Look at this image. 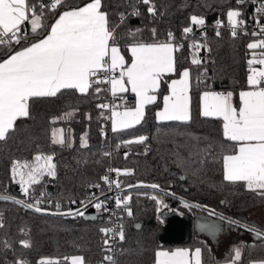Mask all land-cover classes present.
<instances>
[{
	"label": "snow or ice",
	"instance_id": "snow-or-ice-1",
	"mask_svg": "<svg viewBox=\"0 0 264 264\" xmlns=\"http://www.w3.org/2000/svg\"><path fill=\"white\" fill-rule=\"evenodd\" d=\"M137 3L147 6L149 17L155 19L157 8L154 0H136ZM246 2L253 4L257 0H236L237 5ZM51 14V16L49 15ZM120 23L113 26L110 22V14L104 10L103 0H87L81 6L71 7L66 0H0V143H6L10 134L17 130L18 122L31 118V102L43 98H55L64 91L87 96L94 93L99 97L101 92L111 96V102L97 103L100 109V118L110 121L111 131L120 133L141 125L145 120L147 109L150 105L160 103L159 93L163 83H167V94L162 97V106L155 112L157 123L162 122H190L191 120V69L184 68L177 72L176 53L183 48L176 43L175 34L167 33L164 41L156 39V28L150 29L152 42H144L138 39L142 29L129 28L126 35L131 42L126 45L128 57L122 52L117 38V28L124 24L126 19L139 17V8L133 6L129 13H117ZM164 15V13H160ZM243 13L239 8H229L226 12L227 26L230 35L236 38L244 31L246 24L241 19ZM264 16V2L255 8V23L259 31H253L252 37H260L247 44L250 57L247 60L248 90L239 92V107L233 103L232 91L217 92L206 85V89L200 93L199 115L201 118H212L222 121L223 141L218 149L209 145L193 153L188 151L187 157L182 155L181 149L186 145L174 144L172 155L177 166L188 164L203 165L207 157L212 156L213 162L222 165L223 181L227 184H242L247 191L256 193L264 198V24L259 17ZM52 22L49 23V20ZM188 26L182 29V36L188 38L195 28H202L206 20L203 16L191 15ZM222 21L217 19L215 35L219 37ZM27 26V27H25ZM244 34L248 33L244 31ZM206 32H201V39H193L188 44L191 52V64L198 68L206 63L199 57V52L204 49L211 52L206 40ZM169 75H178L177 79L165 81ZM207 69L205 68L197 78L198 83H205ZM106 86V87H101ZM131 92L135 97L134 106L128 105L127 93ZM119 101V103H117ZM78 109H70L60 116L51 118L50 124L58 121L70 120ZM85 118L91 120L90 114ZM101 135H105L101 126ZM199 139L198 137H191ZM148 140L145 135L122 140L116 145L117 149L129 147L133 144L142 145ZM50 143L61 147H73L70 132L63 128L51 129ZM80 147H88V134L80 136ZM147 155V149L145 150ZM104 157H110L111 152H103ZM129 153L124 152L127 159ZM57 163L55 152L45 153L37 150L31 159L20 160L13 158L8 168V178L24 197H29L34 186L40 185L45 178H57ZM110 173L116 177L133 174L131 169L109 168ZM198 171L193 169V174ZM109 185V190L114 185L115 189L124 191L119 179H110L109 175L100 178ZM183 179V177H181ZM89 187L100 188L99 184ZM151 188L161 190L156 183L136 185L128 184L127 189ZM167 196L175 198V193L165 192ZM45 192H40V197H45ZM138 195H147L138 193ZM147 198L157 205V219L163 223L161 209H169V206L158 195H147ZM107 199H99L92 196L85 200H71V204L81 207L60 211L61 205H55L56 212H48L41 207L43 199L34 202H26L12 195L0 194V201L12 202L21 205L25 209L34 210L36 213L68 216L75 219L84 217L85 210L93 207L99 213H110L109 222L113 227H100L99 232L104 237L103 251L112 252L111 241L118 238L120 242L125 240L122 223L111 221L112 210L107 207ZM132 195H119L114 198L115 208L122 210L127 217L133 216L130 207ZM51 203V201H49ZM180 203L184 207H200L189 205L183 199ZM223 203V201H222ZM171 211V209H169ZM210 214H214L210 212ZM94 219V217H93ZM117 219H120L117 217ZM220 219L224 220L223 216ZM228 224H239L246 232L251 233L258 241H264V230L254 224L240 223L237 220L228 219ZM6 227L3 213H0V229ZM137 229L141 228L138 223ZM20 232L25 236L23 228ZM22 249H29V239L18 241ZM2 249L12 248L10 240L0 241ZM243 244L235 246L230 258H226L225 264H239L242 258ZM116 264L113 255L105 254L101 264ZM7 264V262H6ZM11 264H29L24 258H17ZM36 264H86L84 257L80 255L65 256L63 260L50 257H41ZM153 264H202L201 249L194 250L177 248L172 251L158 249L154 252ZM249 264H264V260L250 261Z\"/></svg>",
	"mask_w": 264,
	"mask_h": 264
},
{
	"label": "trees",
	"instance_id": "trees-1",
	"mask_svg": "<svg viewBox=\"0 0 264 264\" xmlns=\"http://www.w3.org/2000/svg\"><path fill=\"white\" fill-rule=\"evenodd\" d=\"M35 3L36 0H30ZM87 0H66L71 7L81 6ZM264 0H257L256 4L246 2L237 5L236 0H154L157 8L155 19L149 17L147 6L139 4L136 0H103L104 10L108 11L110 22L113 26L120 23L117 13L132 11L133 6L139 8V17L129 16L124 24L117 28V38L122 51L127 54L126 45L131 42L126 35L129 28L142 29L138 39L144 42H152L150 29L156 28V39L164 41L167 33L172 31L176 37V43L183 48L176 53L177 72L184 68L191 69V120L190 122H162L157 123L155 112L161 106V97L167 90V83H163L159 93L160 103L150 105L147 109L145 120L141 125L120 133H113L109 128V121L100 118V109L97 103L107 99L108 94L101 92L99 97L91 90L92 94L82 96L72 91H64L55 98H43L31 102V118L18 122L17 130L10 134L6 143H0V193L5 192L9 184L8 168L11 159H27L39 149L45 153L55 152L57 162V178L54 183L55 192L63 197L81 199L99 184L103 189L104 182L100 179L106 174L109 166L119 169H131L133 174L121 176L119 180L122 187L128 184L156 183L162 189L189 200L201 199L202 203L214 210L229 216L248 212L258 206H264V198L256 193L247 191L242 184L231 185L223 181L222 165L213 162L212 156L207 157L203 165L188 164L177 166L172 151L175 143L186 145L181 149L182 155L187 157L188 151L193 153L205 149L209 145L218 149L224 142L222 136V121L212 118H201L199 115L200 93L210 85L212 91H232L237 94L245 88L247 83L250 51L247 44L260 37H252L251 26L255 23V8ZM239 8L246 24L244 31L233 38L230 29L221 25V35H215L217 28L215 22L226 20V12L229 8ZM164 13V15H160ZM51 16V14H49ZM191 15L203 16L206 20V40L211 52L202 49L199 57L205 60L199 68L191 64V52L188 44L193 39L200 40V35L188 38L182 36V29L189 24ZM260 23L264 16L259 17ZM52 20H49V23ZM27 27V26H25ZM2 55V53H0ZM207 69L205 83H198L200 73ZM178 75H169L164 79L168 81ZM106 87V86H101ZM128 105L134 103V96L128 95ZM119 103V101H117ZM70 109H78L70 120L58 121L55 125L49 123L51 118L60 116ZM85 114L91 115V120L85 118ZM101 126L105 135H101ZM63 128L70 132L73 147H61L50 143L51 129ZM87 132L88 147H80V136ZM139 135H145L148 140L145 144H133L129 147L116 148L122 140L131 139ZM198 137L199 139H192ZM227 143V142H224ZM144 148V149H142ZM147 149V155L145 150ZM111 152L110 157H104L103 152ZM128 152L127 159L124 152ZM197 168L195 174L193 169ZM183 177V179H181ZM158 195L169 206L171 211L181 215H192L194 207H184L167 195L147 191L135 190L122 195H132L130 207L133 211L131 218L124 214L120 223L123 224L125 240L119 242L116 264H153L154 252L161 248L173 246L199 247L202 251L205 264L211 259V250L206 238L196 236L192 230L190 238L185 243L162 244L158 242L165 221L159 222L156 211L157 205L147 198V195ZM223 201V203H222ZM70 205L64 203L60 210H66ZM47 209L56 210L55 206L48 205ZM163 209V208H162ZM161 209V210H162ZM168 209V210H169ZM0 213L6 225L0 229V241L10 240L12 248L4 250L0 245V264H11L17 258H24L29 264H36L41 257L61 259L65 256L80 255L84 257L86 264H95L103 260L104 237L99 232L100 227H107L108 221L85 220L82 217H54L32 213L12 202L0 201ZM140 222L141 228L136 229L135 223ZM23 228L27 235L20 232ZM238 239L240 236L232 234ZM20 239H29L31 247L22 249L18 243ZM230 240V239H229ZM251 240V244L243 243L242 258L239 264H249L252 259H264V241ZM232 240H230L231 242ZM253 241V242H252ZM232 243V242H231ZM229 249L226 248L225 250ZM224 250V251H225ZM223 251V252H224ZM221 252V254L223 253ZM231 249L228 253L230 255ZM219 253V255H221Z\"/></svg>",
	"mask_w": 264,
	"mask_h": 264
},
{
	"label": "water",
	"instance_id": "water-1",
	"mask_svg": "<svg viewBox=\"0 0 264 264\" xmlns=\"http://www.w3.org/2000/svg\"><path fill=\"white\" fill-rule=\"evenodd\" d=\"M133 185H136V184H133ZM122 188H124L125 190L120 191L119 193H129L135 190H147V191H152V192H156L160 194H164L165 192H170L162 188L161 190H152L151 188H144V187L132 188V189H127L126 187H122ZM12 191L15 194H18L16 185L12 186ZM47 192L48 194H52V188L50 186L47 187ZM169 197L173 198L172 196H169ZM101 198H103V196L99 197V199ZM173 199L177 201H180L181 199H183L189 205H200V207H194L196 211L192 215H187V214L181 215L176 211L162 209L161 210L162 218L164 219L165 224L163 226V230L161 234L158 235L157 237L159 243H162V244L185 243L189 240L192 230L195 233L199 232L202 235L207 236L210 241L215 240L216 238H219L221 235L229 234L232 231L239 233V234L247 235L252 240H256L252 236L251 233L246 232L243 228L239 226V224H228L227 223L228 219L237 220L240 223L254 224L258 226L261 230H264L263 224H261L260 222L256 221L253 218H248L247 215L243 213H237L234 216H229V215H226L224 213H221L217 210H214V209H211L205 206L202 203L201 199L189 200V199H186L176 194H175V198ZM41 207L45 209L44 206H41ZM23 210L36 213L34 210H31V209L23 208ZM213 210H214V214H210V212H213ZM48 212H56V211L48 210ZM36 214H42V215H48V216H54V217H68V216L51 215V214H45V213H36ZM221 216H223L225 219L224 220L220 219ZM82 218L85 220H102L103 219L101 216H98L93 212L92 207H88L85 210V216ZM138 223L141 225L140 222H136L135 225Z\"/></svg>",
	"mask_w": 264,
	"mask_h": 264
},
{
	"label": "built area",
	"instance_id": "built-area-1",
	"mask_svg": "<svg viewBox=\"0 0 264 264\" xmlns=\"http://www.w3.org/2000/svg\"><path fill=\"white\" fill-rule=\"evenodd\" d=\"M261 24H264V21L261 22ZM222 25L228 27L227 26V19L224 21V23H222ZM205 30H206V28L204 26L202 28H195L194 27V31H193L192 35L193 36L200 35L201 32H205ZM251 31L252 32L253 31H259V29L256 26V24H254V25L251 26ZM111 101H112V98H111L110 95H108L107 99L103 100L102 102H111ZM142 149H144V148H142ZM27 159L30 160L31 158H27ZM20 160H25V159H20ZM55 162H56V160H55ZM109 168H114V167L111 165V166L108 167V169ZM108 169H107L105 175H109L110 179H119V177H116L115 176V173H110L108 171ZM57 173H58V170H57ZM55 180L56 179L45 178V180L40 185L34 186V189L31 191L29 197H24L22 195V193L19 190V186L18 185H16L18 194H15L12 191V186L14 184H12L9 181V184L6 187L5 192H3L2 194L12 195V196H15L17 199L25 200L26 202H34L36 199H43L44 202L41 204V206H44L45 209H47V206L48 205L55 206L57 203H59L61 206L64 205V203H67L69 205H72V206H69L66 210H60V211H67L70 208L75 209L77 207H81L79 205V203H77V204H71L70 203L71 200H76L77 202H79L80 200L87 201V199L90 198V197H92L93 195L96 196V197H102L103 196V198H101V200H104L105 197H108L109 199H107V201H106L107 207L112 210V213H114V214H111V221L112 222H115V223H120L121 218H122V216L125 213L122 210H119V209H116L115 208L114 198H115V196L117 194H119L121 196H123V195H122V193H118V190L115 189L114 185L111 187V190H109V185H107V184L104 183L103 189L93 188V189L90 190V192H88L87 194H85L84 196H82L81 199L78 200L76 198H68V197H63V196L58 195L55 192V188H54ZM48 186H50L52 188V194H48V192H47V187ZM42 191L46 193L45 197H43V198L40 197V192H42ZM149 195H152V194H149ZM49 201H51V203H49ZM47 210H49V209H47ZM51 211H57V210H51ZM93 212L96 215L101 216L103 219H106L108 221L107 227H113V223L109 222V220H110V213L103 212V211H101V212L98 213L95 208H93ZM117 217H119L120 219H117ZM119 242L120 241H119L118 238L113 239L111 241V244H112V252H110V253H106L105 252V254L113 255L114 256V259L116 260L117 255H118ZM101 262L102 261H99L98 263H95V264H101ZM105 264H107V262H105Z\"/></svg>",
	"mask_w": 264,
	"mask_h": 264
},
{
	"label": "crops",
	"instance_id": "crops-1",
	"mask_svg": "<svg viewBox=\"0 0 264 264\" xmlns=\"http://www.w3.org/2000/svg\"><path fill=\"white\" fill-rule=\"evenodd\" d=\"M123 52V51H122ZM124 53V52H123ZM125 54V53H124ZM128 54V53H127ZM125 56L126 57H128V55H126L125 54ZM183 70V69H182ZM181 70V71H182ZM178 78V76L177 77H172V78H170L169 80H171V79H177ZM168 80V81H169ZM246 81H247V79H246ZM247 83V82H246ZM241 90H248V86L246 85V87L245 88H243V89H241ZM240 90V91H241ZM239 91V92H240ZM217 92H228V91H217ZM239 92L237 93V94H235L234 92V95H233V103H234V105L236 106V107H239ZM130 94H128V95H133L131 92H129ZM167 94V90H166V92L163 94V95H166ZM163 95H162V97H163ZM134 96V95H133ZM162 97H161V106H162ZM134 103H135V97H134ZM134 103L132 104V105H129V106H134ZM160 106V107H161ZM109 128H110V130H111V124H110V121H109ZM260 209V210H259ZM262 209V210H261ZM255 210H259V211H257L255 214H253L252 216H250V217H248V218H253V219H255L256 221H258V222H260L261 224H263L264 225V206H258V207H256L255 209H254V211ZM253 211V212H254ZM250 215V214H249ZM253 242V241H252ZM251 244V242L248 244V245H250ZM177 248H183V249H189V250H194V249H196V248H199V247H195V248H190V247H188V246H181V245H178V246H173V247H167V248H161V250H168V251H172V250H175V249H177ZM230 249L232 250L233 248H231V247H229V249H227V250H225L223 253H222V255H219L218 256V258H216V259H214V260H212V258L206 263V264H225V261H226V258H230V255H232L233 253H230V255H228V253H229V251H230ZM212 257V256H211ZM201 258H202V261H203V257H202V251H201ZM259 260H264V259H252V260H250V261H259ZM249 261V262H250Z\"/></svg>",
	"mask_w": 264,
	"mask_h": 264
},
{
	"label": "rangeland",
	"instance_id": "rangeland-1",
	"mask_svg": "<svg viewBox=\"0 0 264 264\" xmlns=\"http://www.w3.org/2000/svg\"><path fill=\"white\" fill-rule=\"evenodd\" d=\"M259 210H255V211H254V209L251 210L250 212L247 213L248 217L252 216L253 214H255ZM201 235H202L201 233L196 232V236L202 237ZM229 239L232 240L231 241L232 243L230 242ZM250 239L251 238H249V236H240L239 239H238L236 236L232 235L231 232L229 234L221 235L219 238H216L215 240H211L210 241V240L207 239V241L209 242V245H210L209 247H210V250H211V256H212L211 258H212V260L218 258L219 253L221 254V252H223L226 248H228V247L234 248L235 246L241 245L243 243H247L248 244V243L251 242Z\"/></svg>",
	"mask_w": 264,
	"mask_h": 264
},
{
	"label": "flooded vegetation",
	"instance_id": "flooded-vegetation-1",
	"mask_svg": "<svg viewBox=\"0 0 264 264\" xmlns=\"http://www.w3.org/2000/svg\"><path fill=\"white\" fill-rule=\"evenodd\" d=\"M231 233L235 234V235H238V236H247V235L239 234V233H236V232H233V231ZM201 236L209 240V238L207 236H205V235H201Z\"/></svg>",
	"mask_w": 264,
	"mask_h": 264
}]
</instances>
